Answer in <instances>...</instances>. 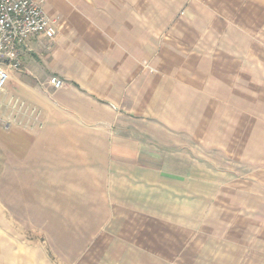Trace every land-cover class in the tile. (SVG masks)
<instances>
[{"label": "rangeland", "instance_id": "obj_1", "mask_svg": "<svg viewBox=\"0 0 264 264\" xmlns=\"http://www.w3.org/2000/svg\"><path fill=\"white\" fill-rule=\"evenodd\" d=\"M181 6L101 123L0 89V264H264V0Z\"/></svg>", "mask_w": 264, "mask_h": 264}, {"label": "crops", "instance_id": "obj_2", "mask_svg": "<svg viewBox=\"0 0 264 264\" xmlns=\"http://www.w3.org/2000/svg\"><path fill=\"white\" fill-rule=\"evenodd\" d=\"M189 1L41 0L44 12L53 22L55 35L27 43L19 71L11 72L4 88L9 86L20 96L26 95L32 103L29 108H40L42 86L39 82L45 83L48 76L64 81L68 76L74 83L53 91L55 95L65 96V101L56 100L43 106L45 115L40 119L46 116L44 121L55 123H101V100L98 99L116 103L121 98L114 93L119 90L118 83H124L126 91H131L136 84L138 43H152L155 35L168 36L163 28L170 25V12L178 11ZM44 89L52 91L47 84ZM81 93L96 99L90 100ZM24 109L26 107H18L17 113ZM36 112L35 109V115ZM14 114L15 110L8 105L9 121ZM55 115L57 117L52 119ZM82 133L90 134L89 130ZM9 134L30 133L16 127Z\"/></svg>", "mask_w": 264, "mask_h": 264}, {"label": "built area", "instance_id": "obj_3", "mask_svg": "<svg viewBox=\"0 0 264 264\" xmlns=\"http://www.w3.org/2000/svg\"><path fill=\"white\" fill-rule=\"evenodd\" d=\"M53 22L43 10L41 0H0V89L10 80L11 72L21 67V55L32 39H51ZM54 89L63 81L50 78Z\"/></svg>", "mask_w": 264, "mask_h": 264}]
</instances>
